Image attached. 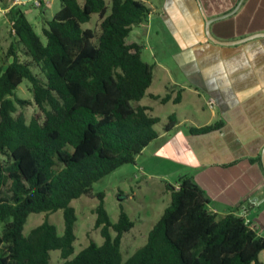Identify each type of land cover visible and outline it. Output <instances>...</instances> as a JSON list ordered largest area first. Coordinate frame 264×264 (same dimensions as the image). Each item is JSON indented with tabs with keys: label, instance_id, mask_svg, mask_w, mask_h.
<instances>
[{
	"label": "trees",
	"instance_id": "trees-1",
	"mask_svg": "<svg viewBox=\"0 0 264 264\" xmlns=\"http://www.w3.org/2000/svg\"><path fill=\"white\" fill-rule=\"evenodd\" d=\"M60 10L38 34L21 5L6 13L11 41L0 66V264H264V236L236 212L217 216L194 178L184 175L168 186L170 205L146 242L124 261L122 239L135 222L120 206L112 222L105 193L94 185L136 158L160 132L161 119L140 102L153 83L154 66L129 41L132 29L151 9L144 0H59ZM97 17L94 27L84 25ZM32 100L21 99V84ZM162 104L176 97L149 95ZM35 105L28 120L22 109ZM177 124L169 115L163 130ZM219 121L191 134L220 129ZM251 161L261 164V154ZM226 166V165H224ZM97 199L91 240L75 256L78 220L73 200ZM63 212L60 235L49 215ZM32 214L43 222L25 233Z\"/></svg>",
	"mask_w": 264,
	"mask_h": 264
},
{
	"label": "crops",
	"instance_id": "crops-1",
	"mask_svg": "<svg viewBox=\"0 0 264 264\" xmlns=\"http://www.w3.org/2000/svg\"><path fill=\"white\" fill-rule=\"evenodd\" d=\"M31 1L25 0L24 5ZM144 1L151 13L145 22L132 29L128 39L142 46L151 37L153 29L154 36L159 38L164 29L174 45L175 50L170 57L182 79L174 77L164 63L159 64L166 73L163 78L165 92H150L153 82L147 91V98L152 103L140 104L149 106L153 115V104L160 102L151 99L149 95L165 96L171 93L172 97H176L181 91L180 103L170 101L164 105L182 106L185 97L191 98L192 107L189 110L193 111V118L179 120L169 132L163 130L142 151L141 154H144L151 146L153 160L149 166L143 162L141 171L162 182L173 172L164 170L167 158H170L171 163L178 167V178L191 176L206 192L210 199L209 210L217 216L234 212L239 215L242 205L256 201L257 206L249 208V218L262 236L264 169L262 163L250 159L261 154L264 147V37L234 46H221L208 40L204 16L210 19L225 15L240 0ZM53 4L57 8L51 10ZM14 5L12 0H0V35L6 33L9 42L11 39L6 13ZM60 7L59 0H47L42 9L46 17L43 16L44 22L52 19ZM48 11L50 16H47ZM26 17L28 19L27 14ZM211 32L220 41H236L264 33V0H244L235 14L212 23ZM211 100L213 104L209 103ZM219 121L224 122L220 129L200 135L190 132V128H201ZM161 138L169 139L155 143ZM138 165L136 162L135 166ZM176 182L171 185L164 182L160 186L161 194L171 199L167 188L175 186ZM144 187L138 184L139 191L142 192ZM133 195L129 196V200L135 201ZM144 198L139 202L143 204ZM156 201L158 198L152 203ZM144 207L146 213L147 205ZM150 209L154 210L153 207ZM131 213L134 217H141L142 214L135 207L131 208ZM136 226L135 223L134 228Z\"/></svg>",
	"mask_w": 264,
	"mask_h": 264
},
{
	"label": "rangeland",
	"instance_id": "rangeland-1",
	"mask_svg": "<svg viewBox=\"0 0 264 264\" xmlns=\"http://www.w3.org/2000/svg\"><path fill=\"white\" fill-rule=\"evenodd\" d=\"M81 1V0H80ZM153 2V0H149ZM26 4V3H25ZM23 11L28 15L29 21L33 24L35 31L38 34L42 33V28L44 26V18L45 15L42 13V9L39 7H35L33 5V0L28 4L21 6ZM57 8L56 4L51 6V10ZM47 16H50V11H48ZM46 18V17H45ZM48 18V17H47ZM97 21V17L93 16L92 21L86 25L85 28H92L95 26ZM155 29H153L152 35L150 38L142 43L141 57L142 59L154 66V84L150 90V92H154L156 94H163L165 91V80L163 79L166 73L164 72L159 64L164 63L166 67H168L171 72H173V76L179 79H182V76L179 70L174 66V63L171 59V52L175 50L174 45L172 44V40L169 34L162 29V33L160 34V38L154 36ZM9 45V38H7V34L4 36L0 35V66L2 65L1 58L4 55L7 47ZM31 86L28 82H24L21 84L17 90V95L21 99L32 100L31 94ZM191 98H186L184 100V104L182 106H177L173 104H153V115L160 118L161 121L156 125L155 129L163 133V128L165 124L168 122L169 115L174 114L176 116V121L178 122L181 119L186 117L193 118V111L189 110L192 107V102H190ZM143 104H151L152 101L147 98V96L141 101ZM22 111L26 114L28 120H30L33 116L38 115L39 111L35 105L28 106ZM175 138V136H173ZM171 138V139H173ZM163 139L169 138H161L155 143H160ZM151 146L148 150L144 151V154L138 155L135 161V164H128L118 168L116 171L107 175L99 182L94 185V190L96 192H104L105 193V208L109 214V217L112 222H116L120 213V206L122 205L130 216V218L136 223V228L132 229L129 233L125 234L122 239V253L124 261L131 257L135 251L143 246L147 239V234L154 226V224L158 221L163 210L169 206L170 197L167 195H162L160 192V186L166 182V184H174L175 181L178 180L179 172L178 167H176L173 163H171V159L167 158L165 163L164 170L173 171L169 173V176L160 182L158 178L148 177L147 174L141 171L140 166L151 164V160H153L151 155ZM142 153V152H141ZM136 162L139 164L136 165ZM152 168V167H151ZM155 172H158L154 169ZM141 183L143 185V191L138 190V184ZM145 192V194L143 193ZM136 197L135 201L129 200V196L131 194ZM144 194V195H143ZM145 200L139 202V200ZM158 198V201L155 199ZM98 204L97 199H91L86 196H82L76 200H73L71 205L75 208L77 213V222L75 227V234L77 236V240L74 244L75 256L78 252H80L83 248H85L91 240L95 241L98 245L103 243V238L100 235L99 230L94 229V222L96 219L95 214L93 213V209ZM147 205L146 213L143 210V207ZM135 207L142 212L141 217L132 216L131 208ZM150 209V208H152ZM145 208V207H144ZM51 223H53L58 233L61 235L64 230V220H63V212L59 210L57 213L51 214L48 216ZM45 219L44 214H32L29 217L28 223L25 226V233H28L33 227L41 224ZM1 229V227H0ZM262 236H264V227L261 230ZM52 262L53 264L60 263V255L59 252L53 251L51 252ZM260 260L264 263V251L260 254Z\"/></svg>",
	"mask_w": 264,
	"mask_h": 264
},
{
	"label": "water",
	"instance_id": "water-1",
	"mask_svg": "<svg viewBox=\"0 0 264 264\" xmlns=\"http://www.w3.org/2000/svg\"><path fill=\"white\" fill-rule=\"evenodd\" d=\"M243 1L244 0H240L239 3L236 5V7L231 12H229V13H227L225 15L214 17V18H210V19L204 16V19H205V33H206V36H207L209 41H211L214 44L221 45V46H234V45H239V44L245 43V42H247L249 40H253L255 38L264 37V33H257V34H253V35H250L248 37H245V38H242V39H239V40H236V41H220V40L216 39L212 35V32H211L212 23H214L216 21H219V20H222V19H225V18L235 14L238 11V9L240 8V5H241V3ZM261 163H262V167L264 169V147L262 148V151H261Z\"/></svg>",
	"mask_w": 264,
	"mask_h": 264
},
{
	"label": "built area",
	"instance_id": "built-area-1",
	"mask_svg": "<svg viewBox=\"0 0 264 264\" xmlns=\"http://www.w3.org/2000/svg\"><path fill=\"white\" fill-rule=\"evenodd\" d=\"M12 2L13 4H16V5H21V4L26 3L25 0H12ZM46 4H47V0H33V5L41 9H43L46 6ZM209 103L213 104V100H211ZM253 206H257V202L249 201L241 206L240 213H239V216L243 217L245 220V223L248 224L251 228L253 227V223L249 218V208Z\"/></svg>",
	"mask_w": 264,
	"mask_h": 264
}]
</instances>
